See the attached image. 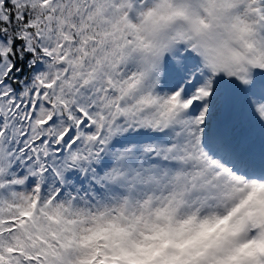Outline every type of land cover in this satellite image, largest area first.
I'll return each instance as SVG.
<instances>
[{
  "label": "snow or ice",
  "instance_id": "1",
  "mask_svg": "<svg viewBox=\"0 0 264 264\" xmlns=\"http://www.w3.org/2000/svg\"><path fill=\"white\" fill-rule=\"evenodd\" d=\"M0 264H264V0H0Z\"/></svg>",
  "mask_w": 264,
  "mask_h": 264
}]
</instances>
